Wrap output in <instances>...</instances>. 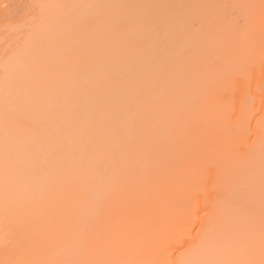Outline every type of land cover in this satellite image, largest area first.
<instances>
[{
  "label": "bare ground",
  "instance_id": "bare-ground-1",
  "mask_svg": "<svg viewBox=\"0 0 264 264\" xmlns=\"http://www.w3.org/2000/svg\"><path fill=\"white\" fill-rule=\"evenodd\" d=\"M0 264H264V0H0Z\"/></svg>",
  "mask_w": 264,
  "mask_h": 264
}]
</instances>
